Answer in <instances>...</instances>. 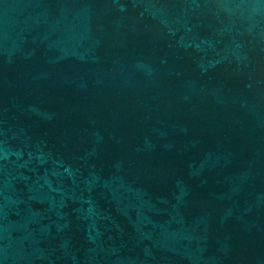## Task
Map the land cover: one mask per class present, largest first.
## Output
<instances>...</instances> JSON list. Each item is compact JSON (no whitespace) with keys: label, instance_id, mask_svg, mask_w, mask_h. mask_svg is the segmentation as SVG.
Masks as SVG:
<instances>
[{"label":"water","instance_id":"water-1","mask_svg":"<svg viewBox=\"0 0 264 264\" xmlns=\"http://www.w3.org/2000/svg\"><path fill=\"white\" fill-rule=\"evenodd\" d=\"M0 264H264V0H0Z\"/></svg>","mask_w":264,"mask_h":264}]
</instances>
